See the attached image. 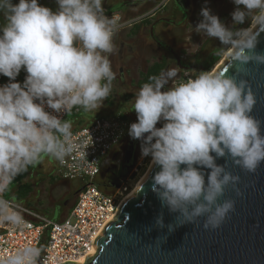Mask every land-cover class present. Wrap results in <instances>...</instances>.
Wrapping results in <instances>:
<instances>
[{
    "label": "clouds",
    "instance_id": "1",
    "mask_svg": "<svg viewBox=\"0 0 264 264\" xmlns=\"http://www.w3.org/2000/svg\"><path fill=\"white\" fill-rule=\"evenodd\" d=\"M55 3L53 10L39 0H0V75L8 78L0 85V193L42 158L63 161L71 155L72 123L53 113L98 110L116 79L110 56L119 17L105 14L104 0ZM232 3V26L202 7L194 30L218 40V54L231 49L236 71H201L173 85L178 73L167 70L141 84L131 105L137 119L128 135L141 141V156L159 167L153 190L183 218L176 226L203 217L205 229L219 227L235 204L220 199L225 189L231 185L241 195L240 177L226 170L227 162L248 173L264 162L262 121L251 115L256 96L239 67L264 65V53L255 51L264 31V0ZM246 21L248 27H237ZM203 169L210 170L206 180ZM5 222L24 223L16 206L0 197V223ZM155 224L165 227L162 215ZM167 227L174 231L172 224ZM41 251L25 244L0 264H39Z\"/></svg>",
    "mask_w": 264,
    "mask_h": 264
},
{
    "label": "water",
    "instance_id": "2",
    "mask_svg": "<svg viewBox=\"0 0 264 264\" xmlns=\"http://www.w3.org/2000/svg\"><path fill=\"white\" fill-rule=\"evenodd\" d=\"M255 51L264 53V31H259ZM175 57L180 64L179 57ZM239 67L241 77L248 80L256 96L251 115L262 121L264 134V65L251 63ZM236 68L229 55L217 71L232 75ZM215 162L226 163L225 158ZM225 166L240 177L237 187L241 195L237 196L231 185L225 189L220 199H232L235 204L219 227L205 229L203 217L176 226L183 218L161 204L153 190V176L159 167L152 165L135 194L121 203L116 216L95 239L96 252L86 256L82 263L63 264H264V162L255 173L233 166L231 161ZM203 171L206 180L210 170ZM160 215L163 228L155 224ZM169 224L174 231L168 230Z\"/></svg>",
    "mask_w": 264,
    "mask_h": 264
},
{
    "label": "rangeland",
    "instance_id": "3",
    "mask_svg": "<svg viewBox=\"0 0 264 264\" xmlns=\"http://www.w3.org/2000/svg\"><path fill=\"white\" fill-rule=\"evenodd\" d=\"M122 1L107 3L103 6L104 10L126 14L123 15L126 19L139 18L135 24L119 29L115 37L116 51L110 56L113 70L116 73V79L112 83V92L96 111L79 109L75 114L70 112L65 119L72 123V129L77 128L78 122L84 124L116 110L124 112L132 123L136 122V113L131 110L134 95L141 86L140 80L147 68L161 59L167 63L166 69L162 73L167 70H175L178 73L177 79L171 82L173 85L199 73L195 69L187 70L179 67L173 54L161 48L150 37V25L139 22L141 18H150L153 7H159L157 12H161L173 22H177L176 26L155 25L153 29L155 37L162 42L161 45H167L180 58L182 65L191 64L193 68L197 67L199 56H204L210 50H214L218 54V49L221 46L218 40L194 30L201 19V8H209L212 14L217 15L226 26L230 27L232 26L230 14L235 7L232 0H151L144 9L127 14V10L120 5ZM13 2L16 3L18 0H13ZM39 3L53 10L56 8L55 0H39ZM187 6H189L188 12L186 11ZM185 20L186 22L182 24ZM180 24L182 25L180 26ZM239 27H248V22L246 21ZM228 50L220 54V59L209 71L214 72L217 69ZM156 126L160 127L161 123ZM140 145L141 142L136 145L132 153L131 167L129 166L128 170H125L121 175L129 179L131 190L151 164L150 157L141 156ZM122 151L120 149L118 155ZM57 169L55 159L51 157H44L37 165L30 167L24 181L30 186L31 193L26 200L27 203L20 204L59 221L69 212L75 200L74 192L82 182L78 179H61L57 174Z\"/></svg>",
    "mask_w": 264,
    "mask_h": 264
},
{
    "label": "built area",
    "instance_id": "4",
    "mask_svg": "<svg viewBox=\"0 0 264 264\" xmlns=\"http://www.w3.org/2000/svg\"><path fill=\"white\" fill-rule=\"evenodd\" d=\"M105 14L119 17L120 29L137 20L126 19L120 13L112 11H105ZM20 75L23 82L26 76L23 69ZM7 79L0 75V85L8 83ZM45 110L52 112L47 107ZM72 111L76 113L79 109ZM69 113L53 114L65 119ZM131 123L126 114L118 110L94 118L86 125L72 130L74 151L63 161L55 160L57 174L61 179H78L82 184L69 212L62 220H53L0 193V197L16 206L24 222L22 226L0 223V262L10 252L25 244L42 250L39 264L77 262L96 252L93 245L95 239L106 223L116 216L121 201L131 190L126 176L118 177L111 192L101 189L96 179L103 169L120 167L124 153L118 155V152L121 143L128 136Z\"/></svg>",
    "mask_w": 264,
    "mask_h": 264
},
{
    "label": "flooded vegetation",
    "instance_id": "5",
    "mask_svg": "<svg viewBox=\"0 0 264 264\" xmlns=\"http://www.w3.org/2000/svg\"><path fill=\"white\" fill-rule=\"evenodd\" d=\"M111 1H118V0H104L103 6L106 5L107 3L111 2ZM120 1H122V0H120ZM149 1H151V0H123L122 4H120V5H121V7H123V9L125 8L127 10L126 13L128 14V13L134 12L135 10H138V9H144V7L149 3ZM188 8H189V6H187V8H186L187 12H188ZM152 9L153 10H152V13L150 15V18H148V17L141 18L139 22L149 24L150 25V37L156 41L157 45H159L161 48L169 51L175 57L176 55L167 45H165V44L161 45L162 42L159 41L155 37L153 29H154L155 25H158V24H160V25L162 24V25H164V27H168V25L176 26L177 22H175V21L173 22L172 19H169V18H167V16L162 15L161 12H157L159 7H155V8L153 7ZM121 15L123 16L126 14H121ZM187 17H188V15H187ZM138 18L139 17H137L136 19H138ZM147 20H149L148 23H146ZM135 21H137V20H135ZM135 21L131 25L135 24ZM184 22H186V20L183 21L182 24ZM182 24H180V26ZM239 26H237V27H239ZM204 56L201 55L198 57V63L196 64V66H197L196 68L191 67V64L182 65L181 61H180V64H178L177 61H176V63L179 67H183L187 70L188 69L189 70L195 69L197 72H201L204 70L205 64L207 63V61L204 59ZM175 59H176V57H175ZM179 60H180V58H179ZM140 142H141L140 140L132 139L128 135L126 137V139L121 143L120 148L123 150L122 152H124V154H123L124 157L122 158V162H121L120 167L119 168L114 167L112 170L103 169L102 172L97 177V181L100 184V186H102L103 190L110 191L113 188V185H115L117 183L118 177L121 176L125 170H128V168L130 166V162L132 161L131 160L132 153L134 152L136 145ZM127 158H130L128 163L126 162Z\"/></svg>",
    "mask_w": 264,
    "mask_h": 264
},
{
    "label": "trees",
    "instance_id": "6",
    "mask_svg": "<svg viewBox=\"0 0 264 264\" xmlns=\"http://www.w3.org/2000/svg\"><path fill=\"white\" fill-rule=\"evenodd\" d=\"M148 22H149V20L146 21V23H148ZM220 56L221 55L216 54V52L214 50H210L207 54H205L204 59L207 61V63L205 64L203 71H209L211 69V67L220 59ZM166 66H167V63L164 59H161L160 61L155 62L152 65H150L147 68L146 72L143 74L142 79L140 80V84L147 82L149 80V78L152 76L161 74L166 69ZM116 111H118V110H116ZM72 112H73V114H75L74 111H72ZM80 124L81 123L78 122V126H80ZM26 173L27 172L17 176L12 181V183L9 184L8 189L5 192H3V196L5 198L14 200L18 203H23V202L27 203L26 200L31 193V188L24 181V179L26 177ZM99 186H100V184H99ZM80 187L76 188V190L74 192L75 195L77 194ZM100 187H101V189H103L102 186H100ZM112 190H113V188L110 191H106V192H111ZM28 205H30V204L28 203Z\"/></svg>",
    "mask_w": 264,
    "mask_h": 264
},
{
    "label": "bare ground",
    "instance_id": "7",
    "mask_svg": "<svg viewBox=\"0 0 264 264\" xmlns=\"http://www.w3.org/2000/svg\"><path fill=\"white\" fill-rule=\"evenodd\" d=\"M230 53H231V49L228 50L226 56H225L224 59L222 60L221 64L217 67V69H218V68H219V67L225 62V60H226L227 57L230 55ZM217 69H216L214 72H216ZM151 166H152V164H150V166L148 167L147 171H146V172H145V173L139 178V180H138L137 183L135 184L134 188H133L132 190H130V192H128V193L124 196V198H123V200L121 201V203H122L124 200H126V199L132 197V196L135 194L136 189L138 188L139 184L142 182V180L144 179V177L147 175V173H148V171L150 170ZM121 203H120L119 207L121 206ZM118 209H119V208H118ZM82 261H83V258H80L79 260H77V263H82Z\"/></svg>",
    "mask_w": 264,
    "mask_h": 264
},
{
    "label": "crops",
    "instance_id": "8",
    "mask_svg": "<svg viewBox=\"0 0 264 264\" xmlns=\"http://www.w3.org/2000/svg\"><path fill=\"white\" fill-rule=\"evenodd\" d=\"M18 80H19V81H18ZM6 81L8 82V79H7ZM16 81L22 83L20 73L17 75V77H16ZM90 121H91V120H90ZM90 121H88L87 123H89ZM80 123H81V122H80ZM87 123H84V124L81 123L82 125L80 124V126H77V128H74V129H72V130L78 129V128H80V127L86 125Z\"/></svg>",
    "mask_w": 264,
    "mask_h": 264
}]
</instances>
